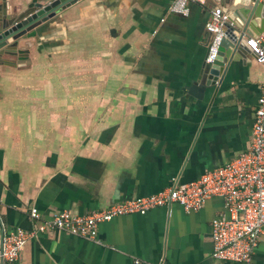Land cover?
Masks as SVG:
<instances>
[{"label":"crops","instance_id":"0c3cea01","mask_svg":"<svg viewBox=\"0 0 264 264\" xmlns=\"http://www.w3.org/2000/svg\"><path fill=\"white\" fill-rule=\"evenodd\" d=\"M32 1L51 0L0 9ZM171 2L77 0L20 39L22 61L0 65V239L34 228L32 208L88 213L195 180L249 148L264 67L248 50L202 98L187 90L206 62L211 9L238 11L235 0L190 2L187 16ZM223 211L213 197L198 211L120 215L96 240L37 232L15 264H238L211 256ZM251 264H264V231Z\"/></svg>","mask_w":264,"mask_h":264},{"label":"built area","instance_id":"2783aa9c","mask_svg":"<svg viewBox=\"0 0 264 264\" xmlns=\"http://www.w3.org/2000/svg\"><path fill=\"white\" fill-rule=\"evenodd\" d=\"M251 1L264 4V0ZM190 2L205 5L207 0H172L169 11L187 16ZM228 21L227 12L221 7L211 9L206 23L209 34L206 62L216 58ZM245 40L255 61L264 67V30ZM261 89L249 148L229 163L206 170L195 180L175 181L157 193L125 199L84 214L62 210L42 218L37 209L32 208L30 215L39 223L32 229L17 228L0 239V264L17 263L25 244L37 232L64 231L96 240L99 224L120 215L145 214L171 203H178L187 212L198 211L213 197L222 199L224 211L211 220V256L217 260L251 264L264 231V75ZM135 263L141 264L138 260Z\"/></svg>","mask_w":264,"mask_h":264},{"label":"water","instance_id":"95a60500","mask_svg":"<svg viewBox=\"0 0 264 264\" xmlns=\"http://www.w3.org/2000/svg\"><path fill=\"white\" fill-rule=\"evenodd\" d=\"M77 0H51L45 5L30 2L25 9H0V65H15L22 61L27 49L18 47L22 38L36 35L37 27L56 14L75 3ZM238 11H228V23L225 35L221 40L216 58L212 62H204L202 72L197 80L188 87V93L195 98H202L207 87L215 86L222 77L227 64L238 55L247 51L245 33L251 35L248 27L258 24L257 31L264 30V4L251 0H235ZM235 7H231L233 9ZM247 12H246V11Z\"/></svg>","mask_w":264,"mask_h":264}]
</instances>
